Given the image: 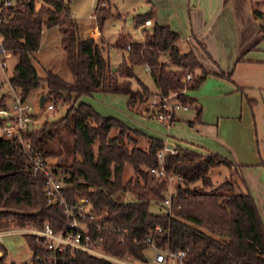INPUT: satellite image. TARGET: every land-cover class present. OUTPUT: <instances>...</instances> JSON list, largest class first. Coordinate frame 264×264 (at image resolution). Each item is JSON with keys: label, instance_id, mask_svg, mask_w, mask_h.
Here are the masks:
<instances>
[{"label": "trees", "instance_id": "obj_1", "mask_svg": "<svg viewBox=\"0 0 264 264\" xmlns=\"http://www.w3.org/2000/svg\"><path fill=\"white\" fill-rule=\"evenodd\" d=\"M145 1L150 4V0ZM257 1L262 9H254L253 15L264 22V0ZM69 3L42 0L37 9L34 0H15L14 7L6 10L0 5V42L6 53L16 57L8 82L22 100H27L43 82L46 101L69 104L62 118L44 121L23 137L41 157H58L54 169L61 168L67 174L64 180L68 185L63 191L67 201L87 196L103 223L127 229L122 243L118 234H104L103 250L118 258L129 253L146 263L147 245L142 241L150 236L158 249L184 251L186 264H264V222L237 164L216 152L204 154L174 145L173 152L163 158L165 175H155L150 169L159 167L157 152L164 146L162 140L150 138L146 149L128 147L123 141L126 137L132 142L125 136L127 126L99 114L90 105L76 103L81 96L106 92L125 96L129 107L156 95L172 96L171 101L186 106L193 104L195 99L187 93L197 90L208 75L194 52L180 50V37L170 26L154 23L150 31L143 30V41L130 43L126 57L112 72L97 43L91 37H80ZM151 15L152 10L136 16L134 21L143 25ZM92 16L103 22L113 15L97 4ZM43 27L59 30L71 82L51 70L44 77L38 75L33 58ZM135 66L146 69L155 92L137 79ZM187 74L192 76L190 81H185ZM119 76L124 80L120 81ZM218 76L231 81L230 73L220 71ZM131 79L139 89H132ZM4 107L6 96L2 94L0 108ZM201 112V106L196 105L190 126L200 123ZM113 129L116 134L110 136ZM65 135L70 140L64 139ZM126 163L132 165L135 176L123 182ZM220 163L232 168L231 176L212 186L210 168ZM169 176H176L178 182L167 207L164 200ZM44 184L43 175L30 171L19 142L0 138V231L41 228L46 221L55 231L62 227L63 210L47 202ZM126 194L129 199L117 198ZM151 202L160 204L165 213L152 214ZM23 236L32 252L31 264H42L36 256H46V251L32 235ZM1 251L5 250L0 244ZM60 257L59 264H111L80 251L62 253Z\"/></svg>", "mask_w": 264, "mask_h": 264}, {"label": "rangeland", "instance_id": "obj_2", "mask_svg": "<svg viewBox=\"0 0 264 264\" xmlns=\"http://www.w3.org/2000/svg\"><path fill=\"white\" fill-rule=\"evenodd\" d=\"M183 1H174V5L177 7L174 11L177 12L178 17L173 21L165 19L168 15L166 10L160 11L162 19L159 25H169L179 37L188 36L191 32L195 34L194 28L191 26V8H193L191 4L198 1L187 0L188 3L181 7ZM103 2H107L106 6ZM198 3L206 13L211 10L212 16L215 17L219 16L221 7H226L221 12V16L232 9L235 12L233 21L236 22L237 19L241 40L248 43V46H251L263 34V31L259 33L260 26L252 13V7L258 10L262 9L261 2L229 0L225 3L224 0H221L219 6L215 5L214 0H199ZM34 4L38 9L42 0H34ZM97 4L104 5L106 11L113 15L105 19L102 24L101 21L97 22L99 17L92 16ZM69 5L71 15L79 25L80 37H91L97 43L103 56L108 60V66L112 72H116L126 57V46L130 43L143 41V30L135 23V17L145 15L153 9L145 0H70ZM169 21L170 24L167 23ZM90 29L93 30L91 36H88ZM150 29L151 27L147 28V32ZM179 47L183 52L189 50L187 43H181ZM256 47V50L245 54V62L238 63L233 68L231 79L239 88L231 82L220 80L208 73L210 76L205 83H202L197 90L187 93L191 97L196 96L202 107L200 123L191 124V126L188 124V120H191L193 115L195 116L196 104H189L186 111H177L176 115H183L186 120L175 121L166 128L165 124L159 122L155 117L157 109L152 108L154 96L136 103L134 107L126 105L127 98L125 96L106 92L81 96L76 103L90 105L99 114L111 117L127 126L129 131L125 136L132 139V142L128 141L126 137L123 138V141L128 147L135 145L146 149L150 138L164 140L166 144H194L204 154L216 152L231 163L237 164L241 168L246 188L248 185H252L253 189L256 188L260 191L262 183L264 184V38ZM7 54L10 55V53ZM1 58L2 56H0ZM33 63L40 77H44L45 72L51 70L64 81H72L66 66V55L60 43V33L56 27L49 29L43 27L39 49L34 55ZM15 64L16 57L11 56L6 59L5 68L0 69L1 94L9 92L7 82ZM133 71L141 83L147 86L151 92H155L153 81L143 66H135ZM119 80L123 81L124 79L119 76ZM130 84L132 89H139L134 79L130 80ZM44 87L45 84L42 82L27 99L37 117L36 122L31 125L30 131L39 128L44 121L59 120L64 116L69 106L60 100L56 103L46 101L44 104H52L53 109L43 111L39 107L38 101L39 97L46 93ZM115 134L116 130H110V136ZM63 138L70 140V137L66 135ZM96 146L97 144L93 145L94 150H96ZM236 155L241 157V163L236 160ZM47 160L54 166L58 157H47ZM231 172L232 168L226 163L212 166L209 171L212 186L230 178ZM58 175L61 179L67 177L61 168H58ZM134 176L132 165L126 163L122 175L123 182L128 178H134ZM177 182L178 178L174 176L170 180L168 188L174 191ZM168 194L169 191H166L165 195L168 196ZM117 198L129 199V195H120ZM261 208L264 212V208ZM149 210L152 214L165 213V209L155 202L150 203ZM14 229L16 228L6 230ZM0 239V244L5 250L0 252V256H2L0 264H31L32 252L22 234H5ZM146 256V263H138L130 257L125 260L130 264H155L149 248L146 250Z\"/></svg>", "mask_w": 264, "mask_h": 264}, {"label": "built area", "instance_id": "obj_3", "mask_svg": "<svg viewBox=\"0 0 264 264\" xmlns=\"http://www.w3.org/2000/svg\"><path fill=\"white\" fill-rule=\"evenodd\" d=\"M0 5L3 9L12 8L15 0H1ZM151 21L144 22L143 26H151ZM97 30V29H96ZM98 31H95V33ZM130 46H126L129 50ZM0 69L6 66L7 54L3 50L0 42ZM192 76L186 75L185 81H190ZM9 92L6 96V107L0 108V138L19 142L25 155L29 160L30 171L34 174H41L45 178L44 194L47 202L53 206L61 207L63 210L64 224L55 231L46 221L41 228L28 226L14 230L0 231V238L5 234L18 233L22 235H32L35 242L42 247L47 255H38L36 260L42 264H59L60 255L62 253L73 254L75 252H84L90 256L104 259L111 264H130L125 258L132 257L126 253L124 257L118 258L106 253L103 250V235L118 234L120 243H122L127 235L126 228H119L103 223L101 216L97 214L93 208L91 201L87 196H78L74 201H67L64 195V188L67 183L64 178L61 179L58 171H55V165L49 164L47 157L43 158L34 150L29 140L23 137L24 134L30 132V127L36 122V114L33 108L28 104L27 100H22L19 93L12 89L9 82ZM2 94L0 93V96ZM171 97L154 96L152 108L157 109L155 112L156 119L165 124L168 128L176 117L177 111H186L188 106L178 102L171 101ZM43 111L53 109L52 104H44L41 108ZM173 152L172 147L164 144V147L157 152V160L159 167L151 168L150 171L155 175H165L163 169V158L166 153ZM174 176H169L168 185ZM169 194L164 200L165 206L170 204V195L173 191L168 188ZM155 231H159L156 228ZM1 240V239H0ZM152 252L153 262L155 264H186L185 252L182 250L171 251L168 248H156L153 239L148 236L142 241ZM138 263H141L137 261Z\"/></svg>", "mask_w": 264, "mask_h": 264}, {"label": "crops", "instance_id": "obj_4", "mask_svg": "<svg viewBox=\"0 0 264 264\" xmlns=\"http://www.w3.org/2000/svg\"><path fill=\"white\" fill-rule=\"evenodd\" d=\"M174 1L175 0H150V4L148 5H150L153 8L152 9L153 13L150 19L151 23L161 24V19H162V15L160 13L161 10H166L168 13L165 19H171L170 21H173V19H177L178 14L177 12L174 11V9H177V7L174 5ZM197 1L199 2V0ZM214 1H215V5H218V6L220 5L221 0H214ZM250 1L252 3L259 2L257 0H250ZM198 2L193 3V5L191 4V7H193L191 8V26L194 28L195 34L191 32V34H189L188 36H184V37L180 36L179 43L180 44L187 43V46L189 47V49H191L194 52L199 63L205 68V70L209 74H213L215 77H217L220 80L231 82L235 87H237L232 79L231 81L222 79L221 77H218V73L220 71H222L225 74L230 73V78H231L232 71L235 65L241 62H245L246 61V59L244 58L245 54L252 50L253 51L256 50L257 44L261 41L262 38H264V22L259 20L253 15L255 20L258 23V26L262 27V30H260L259 33L263 31V34L251 46H248L249 45L248 43H244V41L241 40V32L238 26L237 19H236V22L233 21V19H235V14H234L235 12L232 9L228 10L224 16H221L220 15L221 12H223V10H225L226 8V7L224 8L221 7L219 16L215 17L214 15L212 16L213 12L211 14V10H209V13H206L205 10L202 8V6L198 5L199 4ZM103 3L106 4L105 2ZM185 3H188L187 0H184L182 2L181 7L184 6ZM253 10L254 9L252 7V13H253ZM215 13L217 14L218 10ZM226 16H229V17H226ZM170 21L167 23L170 24L171 23ZM97 22L100 23L99 18ZM139 27L142 28V30H144L150 26L144 27L143 25H139ZM92 30L90 29L88 31V36H91ZM246 48L247 50L245 51ZM10 57L11 55L7 54V58H10ZM240 57H241V60H237ZM209 74L207 75L203 83L206 82V79L210 76ZM5 94L7 95V93ZM192 97L195 99V103L193 104L201 106L197 100V97L196 96H192ZM193 118H194V115L192 119ZM184 120H186V118H184L183 115L182 116L176 115L172 124L175 121H184ZM191 120H188V121H191ZM162 141L164 144H166L164 140ZM167 145L186 146V147H190V148L200 151V149H198L196 145L194 144H167ZM235 158L237 161H240V163L242 162L241 157H239V155H236ZM247 187H248L247 189L252 194L257 204L258 211L264 222V212L261 210L262 209L261 207L264 208V184L262 183L261 185L262 189L260 191L256 188L253 189L252 185H248Z\"/></svg>", "mask_w": 264, "mask_h": 264}, {"label": "water", "instance_id": "obj_5", "mask_svg": "<svg viewBox=\"0 0 264 264\" xmlns=\"http://www.w3.org/2000/svg\"><path fill=\"white\" fill-rule=\"evenodd\" d=\"M45 102H46V98H45V96H44V95L40 96V97H39V101H38V103H39V107L42 108V107H43V104H44ZM169 147H172V146L169 145Z\"/></svg>", "mask_w": 264, "mask_h": 264}]
</instances>
